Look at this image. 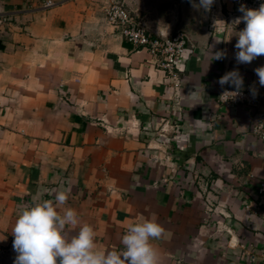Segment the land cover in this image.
Listing matches in <instances>:
<instances>
[{"label": "crops", "instance_id": "crops-1", "mask_svg": "<svg viewBox=\"0 0 264 264\" xmlns=\"http://www.w3.org/2000/svg\"><path fill=\"white\" fill-rule=\"evenodd\" d=\"M48 1L0 0V256L15 261L24 205L71 187L65 207L105 252L123 250L128 227L155 213L161 264H264V142L251 134L253 111L219 104L218 83L238 69L243 89L264 93V56L237 64L235 30L210 28L243 15L239 0L208 12L189 0H117L152 35L188 36L178 89L110 26L116 0Z\"/></svg>", "mask_w": 264, "mask_h": 264}, {"label": "clouds", "instance_id": "clouds-1", "mask_svg": "<svg viewBox=\"0 0 264 264\" xmlns=\"http://www.w3.org/2000/svg\"><path fill=\"white\" fill-rule=\"evenodd\" d=\"M197 10L210 11L215 0H189ZM242 16L235 18L229 29L235 27L237 43L235 59L237 64H249L264 56V3L258 9H248L241 5ZM243 23L245 27L237 31ZM223 21H214L217 30ZM214 60L226 58L223 51L211 53ZM260 86L264 87V66L255 69ZM223 88L232 85L236 91L225 89L220 98L237 96L241 93L244 79L238 69L227 72L218 81ZM255 97L257 89L253 86ZM71 187L52 189L54 200L39 197L33 203L24 205L12 228L13 250L17 253L14 264H161L158 249L153 240L166 235V229L158 222L155 213L150 218L140 217L130 225L123 235V250H100L96 243L97 232L93 226L81 221L78 213L65 207Z\"/></svg>", "mask_w": 264, "mask_h": 264}, {"label": "built area", "instance_id": "built-area-1", "mask_svg": "<svg viewBox=\"0 0 264 264\" xmlns=\"http://www.w3.org/2000/svg\"><path fill=\"white\" fill-rule=\"evenodd\" d=\"M55 3V1L49 0L46 7H52ZM262 3H264V0H239L235 2L238 12H240L241 5L246 6L248 9H258ZM105 13L110 26L115 30H119L124 39L133 45V47L146 50L153 57L157 69L164 72L172 82V86L178 89L182 83L179 70L188 49V36L179 31L167 36L152 35L145 24L131 15L123 3L117 0L112 1ZM229 17L235 19L239 16L231 13ZM210 28L211 30H216L214 24ZM217 31H221L220 25L217 26ZM225 89L236 91L232 85H225L220 92L219 104L225 109L246 107L253 111L254 122L251 127V134L257 141L264 142V110L262 109L264 93L257 91L254 97L250 89H242L241 93L237 96L220 98ZM258 194H264V183L259 185ZM248 208L252 207L248 206ZM216 211L213 205L209 206V212L213 217H217ZM253 213L254 215H258L255 209ZM218 224H221V220L218 221Z\"/></svg>", "mask_w": 264, "mask_h": 264}, {"label": "rangeland", "instance_id": "rangeland-1", "mask_svg": "<svg viewBox=\"0 0 264 264\" xmlns=\"http://www.w3.org/2000/svg\"><path fill=\"white\" fill-rule=\"evenodd\" d=\"M226 24H231V21H230V19L229 20H227L226 22H225V25H220V27H221V29H222V31H224L225 33H227V31L229 30H235V27H233L232 29H229V27L226 25ZM241 26H243V25H239L238 27H237V29L238 28H241ZM0 264H14V262L9 258V256H5V255H2V256H0Z\"/></svg>", "mask_w": 264, "mask_h": 264}]
</instances>
